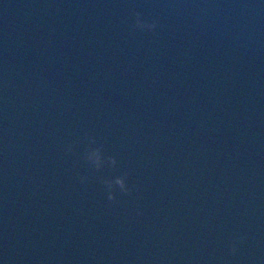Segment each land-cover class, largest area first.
<instances>
[{
    "label": "water",
    "instance_id": "water-1",
    "mask_svg": "<svg viewBox=\"0 0 264 264\" xmlns=\"http://www.w3.org/2000/svg\"><path fill=\"white\" fill-rule=\"evenodd\" d=\"M0 264H264V0H0Z\"/></svg>",
    "mask_w": 264,
    "mask_h": 264
},
{
    "label": "clouds",
    "instance_id": "clouds-1",
    "mask_svg": "<svg viewBox=\"0 0 264 264\" xmlns=\"http://www.w3.org/2000/svg\"><path fill=\"white\" fill-rule=\"evenodd\" d=\"M142 14L140 12L135 13V24L133 25V31H148L155 33L158 27V20H143L141 18ZM95 143V139L92 140ZM69 151H71V146H69ZM101 147L91 148L86 152L85 159L91 164L94 165L97 170H100L102 165L101 164ZM104 161V160H103ZM107 163L115 167L117 161L114 156L107 157ZM128 177V173L124 172L122 175L115 177V179H101V183L105 185L107 188V199L108 201L114 202L116 200L115 189L118 188L120 193L123 195H131L132 189L128 187L126 184V179ZM87 178L81 177V182L83 183ZM138 215L141 213H137ZM246 240V236L241 235L238 240H234L232 242L230 251L232 254H235L238 251V243H243Z\"/></svg>",
    "mask_w": 264,
    "mask_h": 264
}]
</instances>
